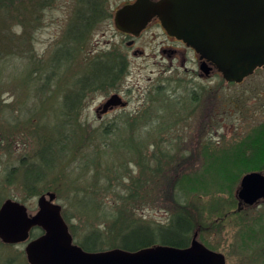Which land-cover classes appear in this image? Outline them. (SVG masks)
<instances>
[{"label":"rangeland","instance_id":"374dc122","mask_svg":"<svg viewBox=\"0 0 264 264\" xmlns=\"http://www.w3.org/2000/svg\"><path fill=\"white\" fill-rule=\"evenodd\" d=\"M25 1L30 6L24 5L21 12L5 2L11 17L2 18L0 9V205L10 198L34 211L40 194L54 192L77 244H85L90 229L103 227L102 220L109 227L120 221L119 215L125 220L126 214L128 227L152 230L181 212L193 221V232L202 225L197 240L223 254L226 264H264V203L239 209L236 196L241 177L258 170L240 174L227 186L215 174L221 155L264 124V71L256 70L238 84L225 82L219 74L203 79L196 76L198 68L190 55L184 66L175 62L169 70L168 60L159 55L158 39L150 41L152 29L134 46L145 56L124 57V76L116 89L86 94L84 89L83 100L68 111L65 93L73 94L78 79L90 74L84 68L87 62L108 52L123 55L124 45H119L109 21L89 25L77 42L67 34L77 20L68 5L51 9L43 0ZM58 54L71 58L54 68L50 58ZM113 93L127 101L125 110L99 118L95 111L100 102ZM67 114L69 122L62 124ZM62 126L83 140L70 143L51 166V152L46 162L38 155V136L46 133L50 140L51 129ZM162 156L169 163L152 173L161 164L156 158ZM23 164L39 167L41 173L34 179L43 193L24 190ZM11 168L15 173L7 178ZM188 173L199 175L200 187L205 188L186 192L174 184ZM117 236L103 231L95 246L120 245ZM22 252L19 244L0 243V264H23ZM11 258L15 262L9 263Z\"/></svg>","mask_w":264,"mask_h":264},{"label":"water","instance_id":"95a60500","mask_svg":"<svg viewBox=\"0 0 264 264\" xmlns=\"http://www.w3.org/2000/svg\"><path fill=\"white\" fill-rule=\"evenodd\" d=\"M153 17L169 35L199 55L205 73L209 62L226 82L239 83L256 68L264 69V0H136L118 11L115 24L136 33ZM118 105H124L121 97L111 94L103 111ZM236 196L248 205L264 198V175L255 171L244 174ZM36 207L28 214L23 203L10 198L0 205L1 242L21 243L33 227L43 230L24 248L29 264H226L223 254L197 240V232L186 248L156 244L136 251L86 252L72 243L54 192L40 194Z\"/></svg>","mask_w":264,"mask_h":264},{"label":"trees","instance_id":"16d2710c","mask_svg":"<svg viewBox=\"0 0 264 264\" xmlns=\"http://www.w3.org/2000/svg\"><path fill=\"white\" fill-rule=\"evenodd\" d=\"M5 2H11V6L16 10V12H21L22 10H24L26 8L24 5L26 4L30 6V4L26 1V3H24V0H0V9L3 11L2 18L11 17L12 15L9 13L10 7L7 8V4H5ZM13 2H15L16 4L13 5ZM87 23V20H73L71 27H68L67 34L71 37H75L77 39V42H80V40H82L84 36L83 32L89 28V23ZM71 37L70 39L72 40ZM2 41L3 38L0 37V44H2ZM60 51L61 50L59 49L58 52L60 53ZM66 56L67 57H64L58 54L57 57L53 60L50 58L51 65L54 68H59V64L62 63L63 59L67 61L71 58L70 55ZM51 65L49 67V77ZM84 68L88 70L90 74H86L88 76H85V74H83L82 77L78 79L79 87L73 92V94L65 93V107L68 109V111H71L73 108H75L74 105L79 101L81 102L87 92L101 90L102 92L106 93L108 90H110L108 89V87L116 89L118 87L117 83L124 76V58H122V55L119 53V51H115V53L112 55L111 52H108L102 54L100 58L98 57L90 60V62H87ZM70 69H72V67ZM84 89L86 90L85 94L83 93ZM191 99L192 101L196 100L194 92L192 93ZM66 116L67 118L65 119V121L62 120V124L69 122L70 114H67ZM62 127L63 128L60 130L51 129L50 140H46V133L38 136V140L42 141V145L38 150V155H40V159L42 162H46L48 160L47 154H50L51 152V158H49L48 160V162L51 163V166L56 162L58 158H61L62 154L59 155V153L68 149L70 143L73 144L83 140L82 136H78L74 130L70 131L69 134L64 126ZM77 128L74 129L77 130ZM15 131L16 130L14 129V131H8V133ZM105 133L110 134V132H107V130ZM179 154L181 153L179 152L178 156H180ZM224 155H221L222 158L220 157L222 161L215 169V174L217 178L223 180V184H225V186L235 182L239 178L240 174L246 171H264V124H259L255 128H253L240 144L234 147L230 153H227V155L225 156ZM183 157L184 156L182 155L181 158ZM162 159L156 158L157 163L161 164H158L152 173H158V171L162 169V165H167L169 163H165V156H162ZM174 162H178V160L176 159ZM56 164L54 165V167L56 166ZM25 165L26 164L22 165V168H25L26 174H23L24 177L22 181L24 183V190H28L29 193H33V195L43 193L44 191H39V189H37V182L34 179L35 176H38L41 173L39 167L33 164H29L26 167ZM42 172H44V169H42ZM13 173H15L14 169L11 168L10 171L6 174V177H12L11 174ZM193 173L190 175L189 173L181 175L179 179L177 178L174 181V184H177L186 192L203 190L205 187H200L201 177ZM219 189L222 190L223 186H221ZM174 198H176V196H174ZM198 226L200 229H202L201 224L198 223ZM193 228V221L190 218H187V216H185L183 213L177 212L169 221V223L164 227H159L157 229L152 228L151 230L148 227L137 225L132 236L130 235L129 237L123 238L121 240V244L126 246V248L128 247L129 249H131L130 251H135L140 248L152 246L155 244L168 245L177 248H186L189 246L192 235L194 233ZM198 229H196L195 232L198 233Z\"/></svg>","mask_w":264,"mask_h":264},{"label":"flooded vegetation","instance_id":"af4514ba","mask_svg":"<svg viewBox=\"0 0 264 264\" xmlns=\"http://www.w3.org/2000/svg\"><path fill=\"white\" fill-rule=\"evenodd\" d=\"M145 1L149 3H156L159 0H145ZM43 2L45 3L48 2L51 9H53L54 7L58 8L59 4L61 3L68 5V8L70 7L69 10H71V16H73L75 19L87 20L90 26H92V24H94L95 22H100V21H105V22L109 21L110 23H112V26L114 27L115 35H118L120 37L119 45H124L122 46V50L124 49L123 50L124 54L122 55V58L124 57L127 58L129 55H134V56L136 55V57H144L145 54H144L143 49L137 46L136 47L134 46L136 42L145 33L153 29L155 31L154 33H151L150 41L152 43H155L157 42V39H158L157 44L159 45V52H160L159 55L161 59L168 60L167 62H168L169 70L173 69L172 64L175 62H178L179 66H184V64L187 61V55H190L192 57L190 58V60L192 61L194 60V64L198 68V72H196L197 77H200L203 79H212L215 74L220 75V73L216 70V68L209 62H206V66H204L207 69V73H205L201 69V63L203 62V60L199 58V55L192 48L185 45V43H183L181 40L175 38L174 36L169 35L165 31V29L162 27L157 17L151 18V20L146 24V26L142 30L136 33L127 32V31H124L118 28L115 24V19H116V15L118 11L125 5L133 4L134 2H136V0H43ZM58 9H60V7ZM108 45L110 46L109 41H108ZM124 47H126V49ZM112 49L113 48H110V50ZM256 70L264 71L263 68H257ZM117 94L120 96L119 93ZM108 97H106L104 101L100 102L97 110L95 111L99 118H102L103 116L111 114L117 110H125L127 106V101H125L123 97L120 96L121 102L124 104L123 106L118 105V106L107 107L106 110L103 111L104 110L103 104L105 103ZM99 114L101 116H99ZM237 201H238L237 205L239 209H252V208L261 206V204L264 203V198L257 200L254 204H251V205L241 202L240 200H237ZM34 212L35 210L29 211L28 214H33ZM61 216L67 224L69 233L71 234V237H72V243L79 246L83 251L101 252V251L111 250L114 248H118V249H122L126 251L131 250L128 247L126 248V246L122 245L121 242H120V245H108V246H105L106 248L95 246L96 242L99 243V239L103 231H106V233L108 231V234H112V232L114 234H116V232L119 233L120 236H117V237L119 238L120 241L125 237H129L130 235L132 236V234L135 232V226L128 227V225L125 224L126 219L130 217L129 215L124 214L125 220L124 219L121 220L123 215H119L120 221H116L115 223H110L109 227L107 226L108 223L105 220H102L103 222L101 221V223L104 224L103 227L99 224L97 230L90 229L88 232V236L86 237L84 241L85 244L83 243L77 244L75 242L71 228L65 219L66 216L64 213H62V207H61ZM98 217L101 218V215H98ZM95 223L96 221H93L91 226ZM105 227L107 230L105 229ZM42 234H43V230L41 228L33 227L29 231L28 239L24 242L17 243L23 246V252H22L23 253L22 261L24 260L23 264H29L27 262L26 255L24 252V248L26 244L29 241L41 236ZM0 243L5 246L17 245V244H4L1 241ZM12 262H15V258L10 259L9 263H12Z\"/></svg>","mask_w":264,"mask_h":264}]
</instances>
